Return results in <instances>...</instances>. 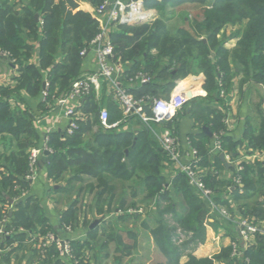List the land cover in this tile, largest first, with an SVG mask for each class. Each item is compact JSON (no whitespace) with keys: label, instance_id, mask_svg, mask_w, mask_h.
I'll list each match as a JSON object with an SVG mask.
<instances>
[{"label":"trees","instance_id":"obj_1","mask_svg":"<svg viewBox=\"0 0 264 264\" xmlns=\"http://www.w3.org/2000/svg\"><path fill=\"white\" fill-rule=\"evenodd\" d=\"M87 1L94 7H99L104 2V0ZM67 5L73 7L74 3L72 0H61L58 4H55L54 0H30L24 13L18 15L14 13V5H11L8 0L0 4V51L12 56L15 60L13 65L19 71L16 87H0V134L10 133L23 147L18 157L12 155L11 158H7V163L12 165L13 173L11 177L2 180L5 191L10 189L12 196L20 197L28 189V181L25 177L29 170V154L26 152L36 147L38 139L32 129V115L29 112L12 110L9 101L13 98L21 100L20 92L25 88L29 92H40L43 96L42 69L49 67H51L48 75L50 89L44 103L49 105L53 102L58 85L65 89L64 92L71 90L72 84L80 76V58L83 57L81 52L89 48L99 32L97 23L87 14L78 12L73 15L67 11ZM193 5L200 6L201 11L197 10L192 19L188 15L179 14L177 22L182 23V26L169 24L174 19L175 12L168 11ZM154 8L160 11V17L157 20L136 26H120L112 35L115 47L114 60H119L121 64L127 62L134 64L136 71L127 75L131 77L142 73L151 78L150 82L143 84L139 91L130 92L135 98L146 100L168 98L175 81L186 78L193 72L194 67L199 66L203 68L206 76L207 100L225 104L221 94L228 93L230 87L232 77L230 58L233 52L230 53L224 47V41L219 40L218 35L228 24L244 22V29L238 32V35L242 36L237 44L233 60L235 66L244 74V82L253 81L264 86V0H163L156 3ZM41 14H44L42 26L36 19V15L41 16ZM201 35L206 36L207 40H200ZM60 51L68 52V64L56 63V54ZM154 51L157 53L153 54ZM34 53L39 55L38 62L41 68L29 64ZM142 61L144 64L141 63ZM189 103L192 104L191 114L199 126L206 125L210 127L212 133H220L224 126V116L203 108L198 104L197 98ZM144 110L149 116L152 115L149 102ZM110 116L109 123L114 124L118 117L116 118L113 113ZM76 122L78 129L72 135L68 133L50 135L49 147L53 152L46 160L49 178L58 180L66 171L72 170L73 176L68 186L71 182L80 181L85 175L94 179L95 184H90L77 194V202L80 203L86 195L95 194L98 199L95 210L106 217L113 209L116 194L115 182L134 183L133 194L138 192L136 187L140 185L146 190V200H156L158 219L155 220H160V228H155L153 233L156 244L165 258V261L160 264H180V258L184 252L174 247L173 239L176 229L166 221L175 211L173 198L175 195H182L188 204L186 216L177 217L174 214L175 226L193 235L202 233L203 237L205 221L207 222L210 217L208 203L189 185L183 173L178 174L172 182L169 181L166 170L170 167V159L149 130L143 131L140 136L133 139L121 137L122 135L113 131L108 132L110 137L97 135L100 148L93 156H90L78 147L77 142L79 140L80 143L82 134L78 120ZM95 122L97 123L96 118ZM199 136L207 138L204 132H201ZM220 140L222 151H227L230 148L227 138L222 137ZM194 147L199 155H202L197 167L205 171L209 167L207 163L209 156L203 151L201 141L194 143ZM258 147L264 150V135L259 139ZM126 150H129L128 155ZM215 165V170L210 169L204 174L203 183L219 193L213 198L215 204L218 207L226 206L220 198L225 196L226 189L227 194H230L228 191L233 184L218 181L216 172L223 166L219 156L215 159ZM245 174L246 171L240 172L241 184L245 183ZM15 186L18 189L16 191ZM105 195L107 196L104 200L106 204L103 206L100 202ZM0 198L1 200L3 198L1 193ZM77 202L75 205H79ZM226 207L229 209L228 206ZM135 208L134 205L133 209ZM43 212L44 210L32 204L31 201L21 204L12 217L14 220L12 227L8 226L5 230L17 231L22 226L30 227L38 220H46ZM115 212L128 214L122 205L117 207ZM77 213L75 206L67 209L60 216V227L68 224L72 230L80 228L81 222ZM242 213L248 220L253 219L249 217H255L248 214L249 210ZM253 215L264 219V213L260 210H255ZM130 217L135 215L118 216L117 220ZM250 221L258 224L264 220ZM90 226H88L86 238L72 242L78 264H91L90 253L107 249L108 243L113 242L116 246L113 252L121 254L120 260L116 258L114 262H121L123 256H127L129 248L123 245V237L119 233L117 236L107 235L108 241L98 248L97 242L101 239V235L105 236V233H100L97 227L90 230ZM48 232L63 234L52 226H42L40 236H45ZM127 235L132 237L130 233ZM122 246L125 248L122 249ZM232 251L233 247L225 248L216 260L222 259L226 264H264V251L258 254L248 250L241 258L232 257ZM56 254L58 256V253ZM201 263L213 264L209 259L200 262L191 259L187 264Z\"/></svg>","mask_w":264,"mask_h":264},{"label":"crops","instance_id":"obj_2","mask_svg":"<svg viewBox=\"0 0 264 264\" xmlns=\"http://www.w3.org/2000/svg\"><path fill=\"white\" fill-rule=\"evenodd\" d=\"M5 1L7 0H0V4ZM8 1L11 5H14V13L18 15L24 13L26 6H28L30 2V0ZM60 1L61 0H54L55 4H58ZM162 1L163 0H143L145 8L151 12H155L156 9L154 5ZM72 2L74 3L73 7L67 5L68 12H71L73 15L82 12L96 22L94 14L98 7H94L87 0H72ZM36 16L37 22L42 26L44 14ZM158 18L159 14L151 21H155ZM223 31L222 29L221 33ZM115 32L114 30L111 36L115 34ZM233 38H237V36L234 35ZM231 40L230 38L227 44L224 42V47L226 49H229L227 45H232ZM155 52L156 51H154L153 54H156ZM68 57V52L60 51L56 54L55 61L58 65H66L69 61ZM80 59V76L78 79L97 73L98 62L95 52L89 51L86 56ZM38 61L39 55L34 53L29 60V64L41 68ZM114 62L119 65L123 71V76L120 80L128 92L132 93L134 91H139L143 84L138 81L132 82L131 79L140 73L134 74V76L131 77L127 75L136 71L134 64L132 62L121 64L119 60H114ZM141 63L144 64L143 61ZM231 69L232 77L228 93L224 94L222 92L224 94L222 98L225 104L218 101L212 102L207 100L208 91L205 88L206 77L202 75L198 78H193L190 82L180 81L179 84L182 83V85L178 84L180 88L189 85L190 87L188 86L187 89L193 93L194 99L197 98L198 104L202 105L203 108L212 110L215 114L224 116V126L220 133H212L210 127L206 125L199 126L191 114L192 104L190 103H187L171 122L160 125L155 124L152 125L151 128L157 133L162 130L169 131L177 138L179 151L182 155V162L185 164L193 161L194 158L191 157V152L193 150L197 151L194 147V143L201 141L204 148L203 151L209 156L207 161L209 167L202 172L203 176L210 169H216L215 159L217 156L220 157V155L223 154L225 156V162L221 161L223 166L216 172L217 178L218 181L222 183L228 184L232 182L233 184L232 188L230 187L228 191L230 194H227L226 189L225 196H221L220 198L223 205L225 204L229 207L230 211L232 210L234 217L241 218L243 217L242 212L249 210L250 213L248 214L255 216H248L249 218L264 220L253 215L255 210H260L264 213V159L255 158V156L262 151L260 147H258V144L259 139L264 135V86L253 81L244 82L245 76L240 71V68L232 65ZM50 70L51 67L42 69L44 82L48 79ZM18 77L19 71L16 66L10 63L2 64L0 62V87H16V79ZM64 91L65 89L62 88L61 85H58L55 91L56 96L50 105L44 103L43 96L40 92H29L26 88L20 92L21 100L13 98L9 101L12 110L29 112L32 115V129L38 139L35 148L42 145L47 135L53 133H68L71 120L65 116L64 109L59 107L57 103L59 99L64 98L70 92V90L68 92ZM173 91H171L169 97ZM87 98L76 103V120H78L81 126L82 134L80 143L79 140L77 142L78 147L84 150L83 152H87L88 155L93 156L95 151L100 148L96 138L97 135H106V137H110L108 136V132L113 131L122 135L121 137H130L133 139L140 136L145 130H149L153 134L152 129L150 130L139 117H132L123 121L120 105L115 101L114 92L106 80L100 79L98 86L92 88L89 99L87 100ZM103 109L109 112V118H111L110 115L112 113L115 114L116 118L118 117L116 122H114V124H117L115 128L106 129L101 125L100 113ZM95 118L97 119V123L95 122ZM171 124L173 125L171 126ZM205 127L208 128L211 135L206 134L207 138H200L199 135L201 132H204L203 129ZM222 137L227 138V144L230 148L225 152L217 154V151H212L213 146L216 139ZM22 148V145L19 144L10 133L5 132L0 134V193L3 196L2 200L0 198V227L4 229L8 226L12 227L14 221L12 217L14 213L17 212L18 206L26 204L28 201H31L32 204L44 210L43 214L46 220H38L37 223L30 227L22 226L17 231L11 230L10 232H13L11 236L1 237L0 264H74L59 260L58 256H56L57 252H53L56 251L55 249L51 250L50 248L44 251L40 245V231L42 226H52L56 231H60V216L67 209L76 204L78 201L77 194L81 192V189L87 187V185L95 184L96 181L85 175L81 177L80 181L71 182L68 186V182L73 176L72 170L66 171L58 180H52L49 178L46 164H42L41 160L38 179L33 182L28 181V189L24 191L20 197L12 196L9 192L10 189H6L8 191H5L2 186V180L3 178L11 177L13 173L12 165L7 163V158H11L12 155L18 157L22 152ZM31 151L28 150L26 154L30 156ZM128 154L129 150H126V155ZM201 158L202 155L200 156L197 152V159L201 160ZM244 171H246L244 177L245 183L241 184L239 183L241 182L239 175L240 172L243 173ZM178 174H180V172L175 164L168 167L166 170V175H168L170 182H172ZM114 185L116 187V192L118 193L121 191L122 196L117 199L119 200L117 202L114 199L113 208L122 205L126 210H130L127 212L129 215L132 216L133 214L135 217L117 220L118 216L122 217L128 214H111L108 219L100 223L101 225L98 227V230L100 231L104 223L107 222V227L119 231V234L123 237V244L129 248L127 256L125 255L122 258V260L126 259L125 264H158L159 262H164L165 258L163 254L160 253L161 251L156 244L153 233L155 228H152L153 223L159 224L160 222V220H155L156 218L158 219V216H156V200H146V190L141 188L140 185L136 187L138 191L136 194L132 192L135 185L129 182L119 181L115 182ZM128 185L131 187L132 196L124 195L130 190ZM14 190H18L16 186ZM180 196L181 195H175L173 198L175 211L169 216L171 219L174 214L177 217H183L186 216L188 212V206L183 205L184 212L179 214ZM89 197H91V201H93L94 205L97 207L96 203H98V199H94L92 195H86L85 198H83V200L81 199L80 203L77 202V204L80 205L83 201L89 200ZM129 199L135 201L130 207L128 206L130 203ZM134 205L136 206L135 209H137L135 212L131 211ZM60 208L64 212H62ZM207 220H209L211 224L216 225H205V243L195 251L194 255L196 257L200 259H211L214 254H219L225 248L234 247V244L238 245V258H241L248 250L249 252H258V254L261 252L263 253L264 238L259 239L258 237L260 236H255L250 243L246 244L243 240H240L237 228L233 230L225 228L222 223L218 224L217 220L223 219H221L217 213L210 212V217ZM172 221L174 222V220ZM258 224L264 225V221H260ZM128 233L132 234L131 238L127 235ZM87 234L88 231L84 230L82 233H79V235L77 233H72L64 235V237L71 240H78L86 238ZM75 236L79 237L75 239ZM113 245L114 250L116 247L114 242ZM107 255L109 258L111 254ZM114 255L121 256L120 253ZM187 262L188 258L183 254L180 258V264H187ZM218 262H216V264H226ZM114 263L121 264L122 261L121 263ZM91 264H94L93 260H91Z\"/></svg>","mask_w":264,"mask_h":264},{"label":"built area","instance_id":"obj_3","mask_svg":"<svg viewBox=\"0 0 264 264\" xmlns=\"http://www.w3.org/2000/svg\"><path fill=\"white\" fill-rule=\"evenodd\" d=\"M151 13L150 10L145 8L143 0H104L94 14V18L99 24V32L90 43L89 48L81 52V56H86L89 51L95 52L98 62V71L95 74H90L76 80L72 84L70 92L64 98L59 99L57 103L59 107L64 109L65 116L71 120L68 134L72 135L74 131L78 129V124L76 122V103L89 97L92 88L98 86L100 79L106 80L114 92L115 101L120 105L123 121L132 117H139L150 130L152 129L154 136L158 139L159 144L171 161L177 167L182 168L181 173L187 175L190 180L189 185L202 192L205 198H210L207 187L199 180L200 177H203V171L199 170L197 167L199 162V159H197V151L193 150L191 152V157L194 158L193 161L185 164L182 162V155L179 151L177 138L169 131L160 134L151 128L152 124H165L171 122L176 117L187 104L186 93L188 89L185 86L180 88L178 83L171 96L167 99H137L122 85L120 79L123 76V71L121 67L114 62L115 47L111 36L112 31L120 26H136L150 22ZM3 58H6L10 64H14L15 62L14 60L11 61L9 54L0 51V61ZM150 79L148 75L140 73L132 78L131 81L147 84L150 82ZM49 89L50 82L46 79L43 88L44 100L48 96ZM148 102L151 105V116L144 110ZM100 123L106 129H112L117 126V124L109 123V112L105 109L100 113ZM49 142L50 135H47L42 145L31 151L28 165L29 170L25 180L33 182L38 179L40 161L44 158V153L48 151L49 154H52L53 152L49 147ZM222 150V142L218 138L214 143L212 151H217V154H220L223 152ZM255 158L264 159V150L258 153ZM214 208L216 207L214 206ZM216 210L219 211L220 215L225 220L236 224L240 237L246 244L250 243L255 236L264 238V225L256 224L245 218H237L236 220L238 222H236L233 221L235 218H232L225 209L216 208ZM60 231L63 232V234L48 232L45 236H41V248L44 251L53 248L57 251L59 260L78 264L79 262L75 260V253L72 246L74 240L64 237L65 233L71 232L72 229L66 226L60 227ZM12 234L13 232H8L3 227H0V238L8 237ZM233 246V252L238 255L239 250L237 245L234 244Z\"/></svg>","mask_w":264,"mask_h":264},{"label":"rangeland","instance_id":"obj_4","mask_svg":"<svg viewBox=\"0 0 264 264\" xmlns=\"http://www.w3.org/2000/svg\"><path fill=\"white\" fill-rule=\"evenodd\" d=\"M197 10H200L201 11V7L200 6H197V5H193V6H184L183 8H179V9H177V10H171V11H168V12H170V13H173V11L175 12V13H173V16H174V19H172L171 20V22H169V24L171 25V26H176V25H180V26H182V23H178L177 22V19H178V15L179 14H185V15H188V17L190 18V19H192L193 17H194V15H195V13H196V11ZM160 13V11L158 10V9H156V11L155 12H152L151 13V20H153L156 16H157V14H159ZM197 13H199V12H197ZM159 17H160V15H159ZM150 20V21H151ZM97 22V21H96ZM98 23V22H97ZM245 23V22H244ZM244 23L243 24H240V23H238V24H228L227 26H225L224 28H223V32L221 33H219V35H218V39L219 40H221V41H224L226 44H227V42H229L230 41V38L232 39L231 40V42H232V45H227V47H229V51H230V53L231 52H233L232 54H231V66L232 65H235V62H234V60H233V56H235V50H236V47H237V44H238V42H239V40L241 39V36L242 35H238V32L240 31V32H242V30L244 29L243 27H244ZM98 25V28H99V24H97ZM113 32V31H112ZM234 35H236L237 36V38H233L234 37ZM202 37H200L199 39L200 40H204V41H206L207 40V37L206 36H203V35H201ZM224 37V38H223ZM234 46V47H233ZM155 53H157V52H155ZM8 54V53H7ZM10 55V54H9ZM10 58H11V61H13V59H12V56L10 55ZM15 61V60H14ZM14 64H15V62H14ZM193 72L190 74V75H188L186 78L184 77V78H179L178 80H176L175 81V83H174V86H173V88H172V90L171 91H173L174 90V88L177 86V84L181 81H188V82H190V80L192 81L193 80V78H198L200 75H202V76H204V77H206L205 76V74H204V70H203V68L202 67H199V66H196V67H194L193 69ZM221 97H224V94H221ZM162 99H165V97L164 98H162ZM49 105H50V103H49ZM173 124H171V126H172ZM163 132H165V131H160V132H158V133H160V134H162ZM157 139V138H156ZM158 140V139H157ZM160 148L162 149V147H161V145H160ZM163 152H164V150H162ZM170 159V158H169ZM171 160V159H170ZM170 166H173V162L172 161H170ZM177 169H178V171L181 173V171H182V168H179V167H177ZM185 176H186V179H187V181H188V183H190V180L188 179V177H187V175L186 174H184ZM199 180L200 181H202L203 182V177H200L199 178ZM132 185H134V183H132ZM131 185V186H132ZM206 186V185H205ZM87 187H88V185H87ZM120 187V186H119ZM130 187V185H128V188ZM207 187V190L209 191V193H210V198H205V196L202 194V192H200L197 188H194L195 189V191L199 194V196H201L202 197V199H204L207 203H208V205H209V208H210V212H215V213H217L218 214V216H220V218L221 219H223V220H217L218 221V224H220V223H222L224 226H225V228H230V229H233V230H235L234 228H236V224L235 223H230V222H228V220H225L221 215H220V213H219V211H217L216 210V208H223V209H225L226 211H228V213L232 216V218H235L233 221H236V222H238L236 219H237V217H234L233 215H232V211H230L226 206H217L216 204H215V201H214V197L217 195V194H219V193H216V192H214V190H213V188L211 187V188H209L208 186H206ZM193 188V187H192ZM130 190H129V192H126L124 195H126V196H132V192H131V187L129 188ZM116 194H115V200H116V202L117 201H119V200H117L118 198H120L121 196H122V193H121V191H119L118 193L117 192H115ZM92 197H94V199L96 198V195L95 194H92ZM106 195H105V197H103L102 198V201L100 202V205H103V206H105V203H104V200H106ZM90 199L89 200H87V201H83V203L82 204H80V205H74L75 206V208L77 209V215H78V219H79V221L81 222V227L80 228H75V230H72L71 232H69V233H65V235H69V234H72V233H77L78 235H79V233H82V231H84V230H88V226H90L91 225V223H93L95 220H100V219H103V220H105V219H108V217L111 215V214H119V215H121V214H123V212L122 213H116L115 212V209L116 208H113L112 209V212H111V214L109 215V216H103L101 213H97L96 212V208L94 207L95 205H94V202L93 201H91V197H89ZM129 198V197H128ZM132 199V198H131ZM83 200V199H82ZM130 200V199H129ZM135 203V201H133V200H130V203H129V207L131 206V205H133ZM183 205H188L187 204V202H186V200L182 197V195L180 196V203H179V214H181V213H183L184 212V209H183ZM214 206L216 207V208H214ZM127 209H129V208H127ZM60 210L62 211V209L60 208ZM137 209H132L131 211H136ZM58 211V210H57ZM57 211H56V213H57ZM128 211V210H127ZM130 211V210H129ZM128 211V212H129ZM62 212H64V211H62ZM148 212V211H147ZM44 216V215H43ZM241 218H243V217H241ZM246 219V218H245ZM131 220H133V219H131ZM173 220V218L171 219V217H168L167 218V222H168V224L171 226V227H174V229H176L175 230V238H174V240H173V245H174V247H176V248H178V249H180L182 252H184L183 254L188 258V262H190V260L191 259H195L196 261H198V262H200V261H202V260H207L206 258L205 259H200V258H198V257H196L195 255H194V253H195V251L197 250V249H199L200 247H201V245H203V243H205L204 242V238H205V236L203 237L202 236V233L201 234H197V235H193V234H191L190 232H188L187 230H185V229H183V228H181V227H177V226H175V224H174V222L172 221ZM107 223V222H106ZM106 223H104V226L103 227H101V229H100V233H105V236L104 235H101V239H99L98 240V242H97V244H98V248H101V244H103V243H105V242H107L108 240H106V236L107 235H111V234H114V235H116L117 236V233H119V231L118 230H112L111 229V227H107V225H106ZM230 223V224H229ZM101 224H99L98 226H97V228L100 226ZM103 225V224H102ZM205 225H216V224H211L210 222H209V220L206 222L205 221ZM69 227V228H71V226L70 225H68V224H65V226H61V228L62 227ZM169 226V227H170ZM152 228L154 229V228H160V224H159V226H158V224H154L153 223V225H152ZM60 229V228H59ZM81 231V232H80ZM238 235H239V238H240V240H242L241 239V237H240V234H239V232H238ZM81 236V235H80ZM79 236H75V239H77ZM115 237V236H114ZM128 237V236H127ZM82 239V238H81ZM193 239L195 240V241H193ZM134 241V240H133ZM134 243H135V241H134ZM108 248L107 249H100V250H97V251H95V252H91L90 253V258L93 260V263L95 264H115L114 263V261H116V260H120V256H115L114 254V252H113V243H111V244H109L108 243ZM123 245H125V244H123ZM235 245H237V244H235ZM237 247H238V245H237ZM125 247H123L122 246V249H124ZM191 250V251H190ZM161 253V252H160ZM186 253V254H185ZM107 254H111L110 255V257L109 258H107ZM220 255H222V251L219 253V254H214L213 256H212V258L211 259H209V260H211L212 261V263L213 264H216V262H223V263H225L222 259H220V260H216V257L217 256H220ZM232 257H239L236 253H234L233 251H232ZM117 258V259H116ZM116 259V260H115ZM225 260V259H224ZM121 261H122V263L121 264H125L126 263V259L125 260H122L121 259ZM124 261V262H123ZM187 262V263H188ZM218 262V263H219ZM158 264H160V262L158 263ZM202 264V263H201ZM203 264H205V263H203Z\"/></svg>","mask_w":264,"mask_h":264},{"label":"water","instance_id":"obj_5","mask_svg":"<svg viewBox=\"0 0 264 264\" xmlns=\"http://www.w3.org/2000/svg\"><path fill=\"white\" fill-rule=\"evenodd\" d=\"M135 1H138V0H135ZM0 62L2 64H5V63H8V60L6 58H3V59H1ZM43 88H44V86H43ZM186 96H187V103H189L191 100H193L195 98L194 95H193V93L191 91H187ZM203 130H204V132L206 134L211 135L210 132H209V130H208V128L205 127ZM48 156H49V152L46 151L44 153V158L42 159V162H41L42 164H46V160H47V157ZM220 160L223 161V162H225V156L223 154L220 155ZM102 221H103V219L95 220L92 223V225L90 226V230H94Z\"/></svg>","mask_w":264,"mask_h":264},{"label":"bare ground","instance_id":"obj_6","mask_svg":"<svg viewBox=\"0 0 264 264\" xmlns=\"http://www.w3.org/2000/svg\"><path fill=\"white\" fill-rule=\"evenodd\" d=\"M195 81V80H194ZM180 85H182V83L180 84ZM189 85H186L185 87L187 88ZM184 87V86H183ZM190 87V86H189Z\"/></svg>","mask_w":264,"mask_h":264}]
</instances>
